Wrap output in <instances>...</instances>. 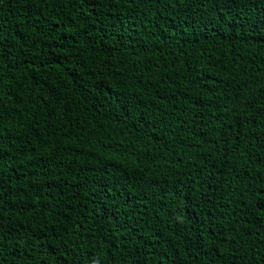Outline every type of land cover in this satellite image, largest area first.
Listing matches in <instances>:
<instances>
[{
	"label": "trees",
	"instance_id": "obj_1",
	"mask_svg": "<svg viewBox=\"0 0 264 264\" xmlns=\"http://www.w3.org/2000/svg\"><path fill=\"white\" fill-rule=\"evenodd\" d=\"M0 264H264V0H0Z\"/></svg>",
	"mask_w": 264,
	"mask_h": 264
}]
</instances>
